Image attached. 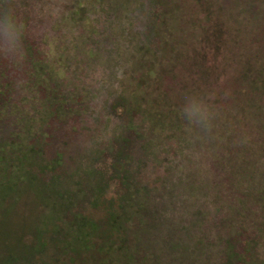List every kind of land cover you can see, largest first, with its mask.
<instances>
[{
  "label": "rangeland",
  "instance_id": "374dc122",
  "mask_svg": "<svg viewBox=\"0 0 264 264\" xmlns=\"http://www.w3.org/2000/svg\"><path fill=\"white\" fill-rule=\"evenodd\" d=\"M244 1L240 15L261 17L259 0ZM180 2L0 0V15L24 26L18 53H0V255L12 264H97L91 251L53 246L66 238L62 223L79 220L105 242L109 217L129 221L110 239L126 252L119 264H227L226 249L239 255L248 243L264 258V104L246 106L244 153L234 139L154 128L143 111L114 115L156 71L163 99L185 101L178 72L166 74L170 46L184 39L169 28ZM252 32L219 55L217 92L230 91L241 56H264V28ZM39 229L49 247L40 258L29 248Z\"/></svg>",
  "mask_w": 264,
  "mask_h": 264
},
{
  "label": "trees",
  "instance_id": "16d2710c",
  "mask_svg": "<svg viewBox=\"0 0 264 264\" xmlns=\"http://www.w3.org/2000/svg\"><path fill=\"white\" fill-rule=\"evenodd\" d=\"M259 1L260 5L256 7L257 9L254 12L258 11L262 15H260L261 17H254L252 21H248L244 18V15H240V7L238 5H243L244 0H240L238 4L237 2L229 3L227 7H225L226 0H187L186 6L181 2L178 3V6L174 7L176 12L173 13V22L169 28L175 31L177 35L183 36L184 39L182 40L181 37L176 41V44L170 46L173 50L172 63L177 65H171L172 72L169 73L170 71H167L166 74L173 75L175 71L178 72L180 90H175L179 92L184 90L182 93L186 98L185 101L178 98L172 102L163 99L165 94H163L162 86L156 81L162 74L156 71L149 74L150 80L147 83V87L144 84L143 88H140L136 94L132 95V99H129L130 101L121 97L114 105V115L123 117L130 114L132 110L143 111L145 118L154 128L161 127L162 130H172L176 134H183L184 131H197L198 134H201L200 137L206 139L209 134H215L216 137L222 140L234 139L233 141L238 142L237 150L244 153L246 138H242L244 134L241 133L240 127L247 120L243 115L246 111V106H252L254 103L251 99L256 98L258 102L264 104V56L262 58L258 55H252L250 58L248 56L245 58L246 55L241 56L246 60L245 64L242 62V64L238 65L237 80L232 82V88L226 93L225 91H228L226 88L223 90L224 93L217 92L216 85H219L220 78L216 64H218L217 59H219L218 57L223 53V50L230 52L231 55V52L237 48L239 42L249 39V34L254 38V33H251V30H262L264 28V3L262 0ZM180 11L181 16H178L177 13ZM261 35L264 37V34ZM255 40L261 39L257 36ZM209 55H213V61L211 60V62L209 61ZM197 89L200 92L202 91L203 97L200 96L197 99L202 100L214 115L211 130L207 133L191 127L183 115V109L188 99L194 97V94H190L188 90L197 92ZM186 92L187 95L189 94L188 97H186ZM262 140L264 139L261 138ZM5 150L6 148H1L0 153L4 155ZM254 150H256V147L253 150L248 149L250 152ZM252 161H249V163L252 164ZM18 182L25 181L17 179L16 183ZM3 183L8 189L13 187V190H16L17 184L9 187L10 182ZM53 208L56 211L58 206ZM129 216L127 219L130 218ZM85 221L87 220L85 219ZM119 221L115 217L108 218L110 235L107 234V240L103 243H100V240L96 241L99 239V227L96 223H85L83 220H79V223H75L72 228L68 224L62 223L65 225L66 238L65 240L57 239V245L53 247L58 249L59 252H63L62 255H64L67 252L71 253L69 248L73 246L75 248L71 250L74 251L72 254L76 258H79L83 253L93 252L99 258L101 257V259L97 260L95 255L93 262L119 264V261L123 260L117 253L124 258L126 252L121 248V243L118 245L110 239L114 235L112 234L115 232L114 230L123 228L122 223H129V221ZM44 232V230L39 229L37 231L39 240H36L29 247L39 258L42 254L48 253L47 250L49 248L48 242H44L42 239ZM256 251V247L252 243H248L244 251L239 255L231 247H228L225 252L227 254L226 263L264 264V258H260ZM36 254L22 257L23 259L20 258L19 260H32ZM103 256L106 257L103 258ZM0 257L2 264L15 262L9 252L0 255ZM53 259L52 264L62 260L55 257Z\"/></svg>",
  "mask_w": 264,
  "mask_h": 264
},
{
  "label": "clouds",
  "instance_id": "9594fccd",
  "mask_svg": "<svg viewBox=\"0 0 264 264\" xmlns=\"http://www.w3.org/2000/svg\"><path fill=\"white\" fill-rule=\"evenodd\" d=\"M23 31L24 26L12 14L5 11L0 15V53L6 56L16 55ZM183 115L191 127L204 133L211 130L214 115L202 100L190 97L183 109Z\"/></svg>",
  "mask_w": 264,
  "mask_h": 264
}]
</instances>
